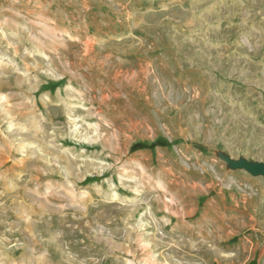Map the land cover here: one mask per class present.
<instances>
[{"label": "rangeland", "instance_id": "obj_1", "mask_svg": "<svg viewBox=\"0 0 264 264\" xmlns=\"http://www.w3.org/2000/svg\"><path fill=\"white\" fill-rule=\"evenodd\" d=\"M264 0H0V264H264Z\"/></svg>", "mask_w": 264, "mask_h": 264}, {"label": "water", "instance_id": "obj_2", "mask_svg": "<svg viewBox=\"0 0 264 264\" xmlns=\"http://www.w3.org/2000/svg\"><path fill=\"white\" fill-rule=\"evenodd\" d=\"M248 170L254 175H257V174L264 175V165L263 166H257L255 168H251V169L248 168Z\"/></svg>", "mask_w": 264, "mask_h": 264}]
</instances>
